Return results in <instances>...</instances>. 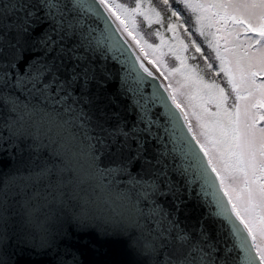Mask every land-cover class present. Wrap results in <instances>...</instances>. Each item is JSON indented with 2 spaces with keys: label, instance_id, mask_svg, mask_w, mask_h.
<instances>
[{
  "label": "snow or ice",
  "instance_id": "1",
  "mask_svg": "<svg viewBox=\"0 0 264 264\" xmlns=\"http://www.w3.org/2000/svg\"><path fill=\"white\" fill-rule=\"evenodd\" d=\"M0 264H264V0H0Z\"/></svg>",
  "mask_w": 264,
  "mask_h": 264
},
{
  "label": "trees",
  "instance_id": "2",
  "mask_svg": "<svg viewBox=\"0 0 264 264\" xmlns=\"http://www.w3.org/2000/svg\"><path fill=\"white\" fill-rule=\"evenodd\" d=\"M173 63H174V61H173ZM206 78L211 79V78H212L211 74H210V73L207 74V77H206ZM216 79H217L218 81H219V80H222V76H221V77H217Z\"/></svg>",
  "mask_w": 264,
  "mask_h": 264
}]
</instances>
